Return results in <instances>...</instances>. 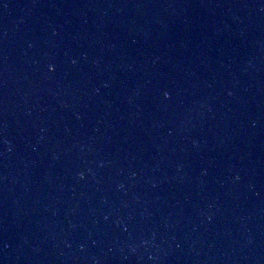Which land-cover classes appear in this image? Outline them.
<instances>
[{
	"label": "water",
	"instance_id": "water-1",
	"mask_svg": "<svg viewBox=\"0 0 264 264\" xmlns=\"http://www.w3.org/2000/svg\"><path fill=\"white\" fill-rule=\"evenodd\" d=\"M0 264H264V0H0Z\"/></svg>",
	"mask_w": 264,
	"mask_h": 264
},
{
	"label": "clouds",
	"instance_id": "clouds-1",
	"mask_svg": "<svg viewBox=\"0 0 264 264\" xmlns=\"http://www.w3.org/2000/svg\"><path fill=\"white\" fill-rule=\"evenodd\" d=\"M165 95H167V93Z\"/></svg>",
	"mask_w": 264,
	"mask_h": 264
}]
</instances>
